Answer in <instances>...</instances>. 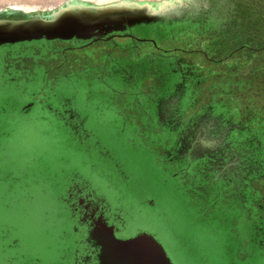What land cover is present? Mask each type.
<instances>
[{
	"label": "rangeland",
	"instance_id": "obj_1",
	"mask_svg": "<svg viewBox=\"0 0 264 264\" xmlns=\"http://www.w3.org/2000/svg\"><path fill=\"white\" fill-rule=\"evenodd\" d=\"M57 1L0 0V4L23 2L42 6ZM212 20V27L204 31L200 43H197L207 47L212 56L209 59L181 60L195 67L186 71L194 72L201 81L200 89L204 93L200 100L206 102L200 106L205 111L192 123L189 122L187 131L179 137L177 145L181 153L185 152L183 146L192 145L198 149L197 154L200 153L201 158L215 161V154L228 155V151L222 147H228L224 141L229 138L223 132L225 128L231 125L242 128L251 123L253 127L264 129V0H232ZM49 47L50 44L32 42L11 50H0V105H22L27 98L23 93L30 87H35L39 92L38 83L33 82L37 77L35 74L30 73L14 82L7 81V78L16 74V66L12 64L14 56L32 54L36 61L49 54ZM96 50L71 53V59L75 61L73 74L55 79V89H62L60 94L72 100L74 109L83 119V130L106 146L114 161L100 160L93 151L86 154V140L81 146L76 144L74 152H67L66 140L63 136L53 135L56 132L54 127L47 129L35 122L40 110L35 109L29 118L17 120L15 124L7 123L6 128L17 134L0 139V264H6V261L9 262L7 264H17L14 259L18 258L19 247L31 253L19 264H31L29 258L39 260L37 264H45L54 258L57 233L51 228V220L43 216L48 209H52V205L39 197L38 192L43 191L46 185L38 177V171L43 174L48 166L49 171L53 172L56 168L54 163H59L62 158L69 162V167L74 168L75 174L79 172L85 180L93 181V176L82 165L91 163L101 168L107 183L112 181L122 199L118 208L129 213V222L155 235L171 264H228L229 260V264H234L232 247L238 242L235 239V242H230L235 245H229V239L231 233L242 237L246 225L238 218L241 215L234 208L233 198L238 200L245 197L241 185L246 180L237 182L233 193L224 195L213 210L209 208L210 211L202 213L219 193L223 194V185L236 182L234 178L222 169L201 175L202 179H197V183L186 181L182 176L172 178L180 169V163L166 165L160 161L173 158L170 155L172 151L164 149L169 141L167 132L169 128H179L185 121L180 118L178 122L184 108L180 104L182 96L176 95L181 93L192 75L181 76L174 82L172 89L176 85L180 88L169 99L170 102L161 108L158 122L162 127L148 130L144 127L141 111L138 112L135 105L138 100L147 102L149 97H141L138 91H130L131 94L125 97L123 93L130 88L125 89L119 76H105L108 74L103 70L111 62L102 59V56H97L94 61L89 58ZM143 78L146 76H135L134 83L142 84ZM150 81L155 84L159 82ZM222 93H227L225 100L220 99ZM215 103H221L224 108H215ZM218 120L222 127L215 126ZM200 130L203 132L199 134ZM206 130L211 133L208 134ZM240 130L244 131L243 128L237 131ZM46 131L52 134L43 136L41 133ZM238 135L233 136L237 140L234 141L235 149H242L241 154L251 158L248 166H254L256 154L259 153L257 140L248 142ZM259 137L264 138V133ZM259 137L256 138L261 140ZM115 162L130 175L128 183L119 177L113 166ZM212 166L217 167V164L213 163ZM9 173L18 181L25 174L23 179L30 187L23 189L22 184H14L13 194H10L7 190L10 184L4 179L5 174L8 176ZM254 187L257 191L255 196L264 195L263 184L255 182ZM99 191L111 201L108 186ZM234 220L237 223L232 225ZM234 227L235 230H232ZM16 240L19 244L8 248V243Z\"/></svg>",
	"mask_w": 264,
	"mask_h": 264
},
{
	"label": "flooded vegetation",
	"instance_id": "obj_2",
	"mask_svg": "<svg viewBox=\"0 0 264 264\" xmlns=\"http://www.w3.org/2000/svg\"><path fill=\"white\" fill-rule=\"evenodd\" d=\"M186 1L190 3L180 6L177 13L170 11L165 18L158 21L143 22L133 27H126L122 32L112 33L97 40L93 38L87 41L78 39L33 41L50 44L51 47L47 51L49 54L36 61V57L31 56L32 54L14 56L12 64L16 66V74L7 78V81L14 82L21 80L20 78L25 77V75H30V73L35 74L37 77L33 79V82L38 83L36 86L39 92L35 87H30L27 92L23 93L21 91L27 97L22 105H0V139H8L17 134L16 131L6 128L7 123L15 124L17 120H25L37 109L40 112L35 116V122L47 129H49L48 127H54L56 132H53V135L63 136L66 140L67 152L71 150L74 152L76 144L81 146L86 140V154L93 151L100 160L114 161L109 149L92 137L91 133L83 130V119L74 109L72 100L60 94V91H63L62 89H55V79L65 78L73 74L75 61H73L74 58L71 59V53H84L93 48L97 49L92 55L93 57L89 58L94 61L97 56H102V59L111 62L105 66L106 68L103 71L107 72L108 75L105 76L108 77L111 75L119 76L125 89L130 88L123 93L125 97L131 94L130 91L140 92L143 98L145 96L149 97L150 100L148 98L147 102L138 100L135 105L138 107V112L141 111L144 127L148 130L160 129L161 124L158 121L161 119V108L170 102L169 99L176 95L180 88L176 85L172 89L174 82L179 80V77L181 79V76L191 74L192 77L188 78L187 84H185L181 93L179 91L180 94L176 95L182 96L180 104L184 108L182 117L179 116L178 122L180 118L185 119V121L183 120L181 125L178 124L180 126L177 129H173L174 127L169 128L167 147L158 148L172 151L170 155L173 158L167 157V159L163 158L160 161L166 165L180 163V169L172 175V178L182 176L186 181L197 183V179L201 181V175L204 176L207 172H216L221 169L234 178L236 182H228V185H223V194L219 193L218 197L202 210V213L210 211L211 208L213 210L224 195L233 193L232 189L237 182L246 180L241 185L245 197H239L238 200L233 198L234 208L241 215L238 218L244 221L246 229L243 236L239 238L231 233L229 245H235L230 244V242H235V239L238 242L235 247H232L234 262L237 258V264H264V195H254L257 194L255 193L257 191L254 183L260 182L264 185V138L259 137L261 133H264L262 131L264 129L253 127L251 123L243 125L244 131L240 130V132L237 130L242 128L237 126L231 125L227 129L225 128L223 132L228 134L229 138L223 140L228 147H225V145L222 147L226 152L228 151V155L215 154L213 156L215 161L201 158L200 153L197 154L198 149L192 145L183 146L185 152H182L183 155H181L182 153L177 145L179 137L187 131L186 127L189 122L200 117L201 113L205 111L200 106L206 102L200 100L204 93L200 89L202 88L201 81L197 79L194 72L186 71L189 69L194 70L195 67L181 60L203 59V57L209 59L212 56L207 47L204 48L202 44L198 45L197 43H200L199 40L203 37L204 31L212 27V19L216 18L219 11L227 8L232 2V0ZM27 43L32 42L6 45L0 47V50L1 52L11 50L15 46ZM102 75L103 73L98 75V78ZM140 75L146 76L145 79L143 78V83H134L135 76ZM150 79L153 82L154 80L159 82L155 84ZM226 94L222 93L220 99L226 98ZM214 106L215 108L217 106L224 108L221 103H215ZM207 108L209 110L213 109L211 107ZM217 125L221 126L219 120L217 123L215 122V126ZM206 131L208 134L211 133L210 130ZM202 132L200 130L199 134ZM41 134L47 136L52 133L46 131ZM238 134L248 142L254 139L257 140L256 145L259 147V153L256 154L254 166H248L251 158L241 154L240 150L242 149H235L234 141L236 139L233 136ZM196 143L194 141L195 145ZM236 151H240V153ZM217 155L218 157H216ZM252 157H254V154ZM60 160L59 163H54V166H56L55 172L53 170V172H50L48 166L47 172L42 174L41 171H38V177L46 185L43 191L38 192L37 190L39 197L52 205V209H48L43 216L51 220V228L57 233L55 239L57 252L54 258L45 262V264H99V243L105 238L113 237L116 240L124 241L146 234L156 240L155 235L129 222V213L118 208L122 199L113 183H111L112 181L107 183L106 176H103L101 168L91 163L81 164L83 169L86 168V171L93 176V181L85 180L79 172L78 174L74 173V168L68 166L69 162L65 158ZM226 162L228 163L226 164ZM213 163L217 164V167L213 168ZM113 166L121 180L128 183L130 175L121 170L117 162L113 163ZM219 166L222 168H218ZM232 166L233 168H231ZM217 175L220 176L218 173ZM24 176L25 174L21 176V181H18L10 173L8 176L5 174V182L10 184L7 188L10 194H13L14 184H22L23 189L30 187L25 183ZM201 183L204 184L203 181ZM104 186H108L112 194L111 201L99 191ZM27 193L30 195V192ZM150 202L154 206L153 201ZM235 221H232V225L237 223ZM6 230L9 232L10 228L7 226ZM232 230H235V227ZM157 242L160 244L159 241ZM17 244H19L17 240L9 242L8 248ZM30 256V252L28 253L22 247H19L17 251L18 258L14 261L19 264V262H24ZM28 262L37 264L39 260L29 258Z\"/></svg>",
	"mask_w": 264,
	"mask_h": 264
},
{
	"label": "water",
	"instance_id": "obj_3",
	"mask_svg": "<svg viewBox=\"0 0 264 264\" xmlns=\"http://www.w3.org/2000/svg\"><path fill=\"white\" fill-rule=\"evenodd\" d=\"M188 2L59 0L42 6L23 2L0 4V47L41 40H97L126 27L158 21L170 11L177 13ZM99 247V264H171L163 247L146 234L124 241L105 238Z\"/></svg>",
	"mask_w": 264,
	"mask_h": 264
},
{
	"label": "snow or ice",
	"instance_id": "obj_4",
	"mask_svg": "<svg viewBox=\"0 0 264 264\" xmlns=\"http://www.w3.org/2000/svg\"><path fill=\"white\" fill-rule=\"evenodd\" d=\"M113 6H118V5H113ZM139 7H144L145 5H138ZM146 246L148 244V242H145Z\"/></svg>",
	"mask_w": 264,
	"mask_h": 264
},
{
	"label": "trees",
	"instance_id": "obj_5",
	"mask_svg": "<svg viewBox=\"0 0 264 264\" xmlns=\"http://www.w3.org/2000/svg\"><path fill=\"white\" fill-rule=\"evenodd\" d=\"M4 229V228H3ZM5 249H6V247H5ZM1 250H4V248H2ZM236 260H237V258H236ZM234 264H235V262H234Z\"/></svg>",
	"mask_w": 264,
	"mask_h": 264
}]
</instances>
